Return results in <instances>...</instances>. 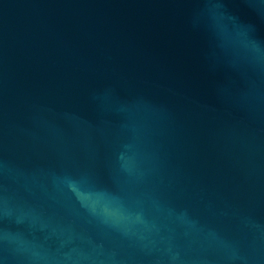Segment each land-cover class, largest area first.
Returning a JSON list of instances; mask_svg holds the SVG:
<instances>
[{"label":"water","instance_id":"95a60500","mask_svg":"<svg viewBox=\"0 0 264 264\" xmlns=\"http://www.w3.org/2000/svg\"><path fill=\"white\" fill-rule=\"evenodd\" d=\"M0 264H264V0H0Z\"/></svg>","mask_w":264,"mask_h":264}]
</instances>
